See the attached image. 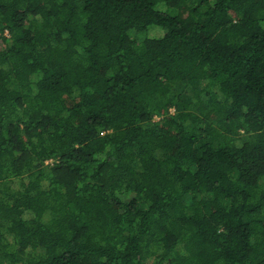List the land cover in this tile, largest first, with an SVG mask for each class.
Instances as JSON below:
<instances>
[{"label": "trees", "instance_id": "16d2710c", "mask_svg": "<svg viewBox=\"0 0 264 264\" xmlns=\"http://www.w3.org/2000/svg\"><path fill=\"white\" fill-rule=\"evenodd\" d=\"M0 264H264V0H0Z\"/></svg>", "mask_w": 264, "mask_h": 264}, {"label": "rangeland", "instance_id": "374dc122", "mask_svg": "<svg viewBox=\"0 0 264 264\" xmlns=\"http://www.w3.org/2000/svg\"><path fill=\"white\" fill-rule=\"evenodd\" d=\"M163 33L162 29L160 27H151L149 30L147 31H142L140 32V37H152L155 35H161Z\"/></svg>", "mask_w": 264, "mask_h": 264}]
</instances>
